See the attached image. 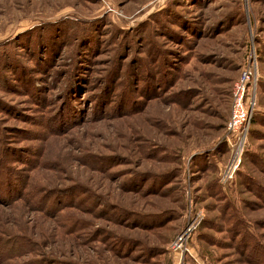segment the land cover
<instances>
[{
  "label": "rangeland",
  "instance_id": "rangeland-1",
  "mask_svg": "<svg viewBox=\"0 0 264 264\" xmlns=\"http://www.w3.org/2000/svg\"><path fill=\"white\" fill-rule=\"evenodd\" d=\"M0 176V264H262L264 0H0Z\"/></svg>",
  "mask_w": 264,
  "mask_h": 264
},
{
  "label": "built area",
  "instance_id": "built-area-1",
  "mask_svg": "<svg viewBox=\"0 0 264 264\" xmlns=\"http://www.w3.org/2000/svg\"><path fill=\"white\" fill-rule=\"evenodd\" d=\"M257 84L256 66L251 63L243 69L232 90L231 111L226 130L229 136H231L228 141L233 148L234 160H239L244 151L245 142L257 105ZM231 170L232 167H230L228 174L234 173ZM198 226V222L191 223L173 244L172 249L179 256L181 263H184L186 256H192L188 245Z\"/></svg>",
  "mask_w": 264,
  "mask_h": 264
},
{
  "label": "trees",
  "instance_id": "trees-1",
  "mask_svg": "<svg viewBox=\"0 0 264 264\" xmlns=\"http://www.w3.org/2000/svg\"><path fill=\"white\" fill-rule=\"evenodd\" d=\"M256 110H257V105H256ZM256 110H255V112H256ZM255 112H254L252 120L254 119V116L256 114ZM255 122H256V120H255ZM251 123H252V121H251ZM241 178H242V176H241ZM244 179H246V177ZM1 182H2V176H0V187H1ZM249 182H251V180L247 179V180H245V184H243V185L246 186L247 188L248 187L251 188V187L256 186L255 182L252 185ZM259 189L260 188L256 189V193L258 194V197H260L259 199H262L264 201V192H261ZM1 193L2 192L0 190V194ZM229 206H228V210H229V208L232 209V212L230 214V218H231L230 221H233V222H231L230 232H232L234 235H236L238 233L237 235L239 237H242L243 242H248L249 243L250 241H252L254 239V237L251 235V233L248 230H246L245 224L240 220V217L239 216L237 217L235 215V210L232 207H229ZM244 245H246V243H244ZM246 247L247 246H244L243 248H246ZM254 248L262 249V254L261 255L264 256V248L263 247L260 248L259 244L254 243ZM256 249L255 250L254 249H248V253H249V257L250 258H251L250 253H253L254 251H256ZM246 250H247V248H246ZM261 263L264 264V260H263V262L261 261Z\"/></svg>",
  "mask_w": 264,
  "mask_h": 264
}]
</instances>
